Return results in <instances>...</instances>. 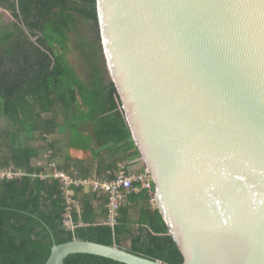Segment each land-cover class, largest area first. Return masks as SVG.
Instances as JSON below:
<instances>
[{"label": "water", "instance_id": "obj_1", "mask_svg": "<svg viewBox=\"0 0 264 264\" xmlns=\"http://www.w3.org/2000/svg\"><path fill=\"white\" fill-rule=\"evenodd\" d=\"M101 50L182 264H264V0H96ZM167 264L118 245L71 254Z\"/></svg>", "mask_w": 264, "mask_h": 264}, {"label": "trees", "instance_id": "obj_2", "mask_svg": "<svg viewBox=\"0 0 264 264\" xmlns=\"http://www.w3.org/2000/svg\"><path fill=\"white\" fill-rule=\"evenodd\" d=\"M0 7L15 19L0 25V170L23 172L0 179V264H46L55 242L75 238L182 264V252L147 190L127 195L112 227L104 222L106 193L75 187L67 204L61 181L33 179L53 174L54 160L67 175L100 181L116 178L123 163L134 173L146 169L131 168L142 155L117 89L105 78L96 0H0ZM71 50H78L84 76L70 61ZM70 148L89 157L73 158ZM64 264L124 263L78 253Z\"/></svg>", "mask_w": 264, "mask_h": 264}, {"label": "built area", "instance_id": "obj_3", "mask_svg": "<svg viewBox=\"0 0 264 264\" xmlns=\"http://www.w3.org/2000/svg\"><path fill=\"white\" fill-rule=\"evenodd\" d=\"M51 156V152L48 157ZM50 168L53 170V174H42L40 178L49 179L53 177L61 181V189L63 192V196L66 199L67 204L73 201L72 199V187H83L89 191H102L107 194V203H106V217L104 222L112 227H116L120 221L122 212L121 209L125 200L127 199V195L133 192H140L141 190H147L151 195V200L156 204L155 201V188L152 176L150 172L145 169L142 173H134L129 166H126L124 163L120 164V171L116 178L111 180H96L92 177L87 178H79L77 175L70 176L64 172L58 170L57 162L51 161ZM23 173L21 171H14L12 168L7 170H0V179H13L17 177H21ZM70 210V207L67 208ZM66 223L71 225L70 220H67Z\"/></svg>", "mask_w": 264, "mask_h": 264}, {"label": "rangeland", "instance_id": "obj_4", "mask_svg": "<svg viewBox=\"0 0 264 264\" xmlns=\"http://www.w3.org/2000/svg\"><path fill=\"white\" fill-rule=\"evenodd\" d=\"M13 22H15V19L13 18V15L11 12L5 10L4 8L0 7V25H5V24H13ZM88 31V27L86 24L83 25V28ZM69 59L70 61L75 65L76 69H77V73H79L80 75L84 76L85 73V69L82 66V58L80 57V55L78 54V50H71L69 53ZM108 75H105L106 80H108ZM63 136H56L55 139H60ZM82 139H86V135L81 136ZM75 150V149H74ZM69 154V153H68ZM70 155V154H69ZM89 157V153H86L84 151H82L81 156H75V158H79V159H87ZM57 162V161H56ZM140 164H138V161H136L133 165H131V168H137V166L139 165H145V162L143 160V158L141 157V160L139 161ZM130 241L126 240L125 241V245L129 246Z\"/></svg>", "mask_w": 264, "mask_h": 264}, {"label": "crops", "instance_id": "obj_5", "mask_svg": "<svg viewBox=\"0 0 264 264\" xmlns=\"http://www.w3.org/2000/svg\"><path fill=\"white\" fill-rule=\"evenodd\" d=\"M68 153L73 157V158H75V156H81V153H82V151H80V150H74V149H68ZM20 171H22V170H20ZM23 173V172H22ZM44 174V173H43ZM42 175V174H41ZM48 175V174H47ZM74 175H77V173H75ZM78 176V175H77ZM35 177H39L40 178V175H33V179H35ZM17 178H19V177H17ZM41 179V178H40ZM42 180H45V179H43L42 178ZM73 188H75V187H72L71 188V191L73 192ZM83 189H85V191H88V190H86V188H83ZM64 197V196H63ZM96 204H98V202H96ZM104 220H105V218H104Z\"/></svg>", "mask_w": 264, "mask_h": 264}]
</instances>
